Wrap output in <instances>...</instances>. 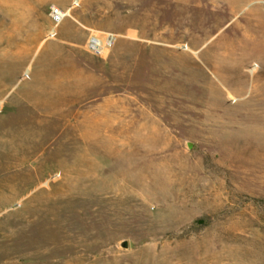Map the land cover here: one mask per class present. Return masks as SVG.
<instances>
[{
    "label": "rangeland",
    "instance_id": "374dc122",
    "mask_svg": "<svg viewBox=\"0 0 264 264\" xmlns=\"http://www.w3.org/2000/svg\"><path fill=\"white\" fill-rule=\"evenodd\" d=\"M26 1L0 264H264V0ZM24 91L66 126L14 157Z\"/></svg>",
    "mask_w": 264,
    "mask_h": 264
},
{
    "label": "bare ground",
    "instance_id": "6f19581e",
    "mask_svg": "<svg viewBox=\"0 0 264 264\" xmlns=\"http://www.w3.org/2000/svg\"><path fill=\"white\" fill-rule=\"evenodd\" d=\"M26 2V0H0V11L6 18L5 23H0V65L9 64L13 67L17 66L18 68L25 62V60L21 59L18 53L20 48L18 32L19 21L23 13V6L26 5ZM113 5L116 9V14H118L128 5H131V3L129 1L126 2L125 0H114ZM3 29H8V31L11 32L10 39H5L2 35L1 32ZM93 44L95 47L99 48L101 52L105 51V46L101 39L95 37ZM47 92H44L43 94L42 92L30 93L29 91H24L22 95L17 98V100L19 99L18 104H12L8 107L6 110L7 121L5 120V125H21L22 131L27 133L21 135V138H19L20 141H15L12 136H1V139L4 141L1 149L5 153L15 157L17 152L24 150L25 148L22 146L23 142H30V140H32L31 134H35V129H40L41 127L47 129V127H49L54 132L64 130V127L66 126L65 117L58 122L52 121L51 115L53 105L49 101L46 102L44 100L47 98V95H45L48 94ZM141 97L146 99L148 103L152 104V100L149 96ZM83 106H86L85 103ZM64 113L66 114V111H64ZM64 132L65 130L62 134ZM40 148H42V143L41 145L34 146L35 151Z\"/></svg>",
    "mask_w": 264,
    "mask_h": 264
},
{
    "label": "built area",
    "instance_id": "2783aa9c",
    "mask_svg": "<svg viewBox=\"0 0 264 264\" xmlns=\"http://www.w3.org/2000/svg\"><path fill=\"white\" fill-rule=\"evenodd\" d=\"M92 43H93V41H92ZM93 48L96 50L97 54H102L101 50L99 48L95 47L94 44H93Z\"/></svg>",
    "mask_w": 264,
    "mask_h": 264
}]
</instances>
